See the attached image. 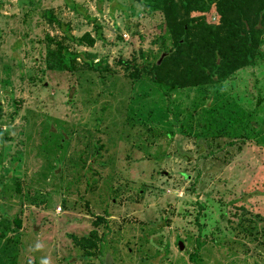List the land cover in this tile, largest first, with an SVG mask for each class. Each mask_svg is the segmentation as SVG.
<instances>
[{
    "label": "rangeland",
    "instance_id": "rangeland-1",
    "mask_svg": "<svg viewBox=\"0 0 264 264\" xmlns=\"http://www.w3.org/2000/svg\"><path fill=\"white\" fill-rule=\"evenodd\" d=\"M172 46L161 0H0V264H264V34L222 82L131 76Z\"/></svg>",
    "mask_w": 264,
    "mask_h": 264
},
{
    "label": "trees",
    "instance_id": "trees-1",
    "mask_svg": "<svg viewBox=\"0 0 264 264\" xmlns=\"http://www.w3.org/2000/svg\"><path fill=\"white\" fill-rule=\"evenodd\" d=\"M211 1V6L204 7L203 0H161L172 49L150 68L125 62L134 70L131 76L146 73L157 83L166 81L172 88H183L222 82L237 69L252 66L264 34V0ZM69 4L73 9L76 6ZM71 40L91 47L96 38L84 33ZM105 242L100 257L103 264H111L102 253Z\"/></svg>",
    "mask_w": 264,
    "mask_h": 264
},
{
    "label": "water",
    "instance_id": "water-1",
    "mask_svg": "<svg viewBox=\"0 0 264 264\" xmlns=\"http://www.w3.org/2000/svg\"><path fill=\"white\" fill-rule=\"evenodd\" d=\"M160 61H161V59L158 61V64H159ZM185 177L189 178V176H185ZM178 248H179L180 251H182L184 249V246H183L181 241L178 242Z\"/></svg>",
    "mask_w": 264,
    "mask_h": 264
}]
</instances>
